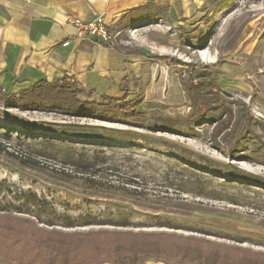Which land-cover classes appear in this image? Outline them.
<instances>
[{"label": "rangeland", "instance_id": "obj_1", "mask_svg": "<svg viewBox=\"0 0 264 264\" xmlns=\"http://www.w3.org/2000/svg\"><path fill=\"white\" fill-rule=\"evenodd\" d=\"M221 1L109 26L137 73L122 96L78 95L131 100L177 128L0 101V263L129 264L121 248L135 246L152 248L135 264H264V0ZM196 72L215 78L228 113L187 131L182 119L203 111L185 91ZM246 130L263 137L258 153L232 155Z\"/></svg>", "mask_w": 264, "mask_h": 264}, {"label": "crops", "instance_id": "obj_2", "mask_svg": "<svg viewBox=\"0 0 264 264\" xmlns=\"http://www.w3.org/2000/svg\"><path fill=\"white\" fill-rule=\"evenodd\" d=\"M204 1L0 0V86L14 93L41 79L53 82L68 75L96 101L122 96L130 73H137V58L112 44L75 40L77 28L69 18L90 21L102 16L110 29L121 28L115 27L119 19L154 4L162 18L166 8L165 15L175 22L190 18ZM146 264L176 263L149 259Z\"/></svg>", "mask_w": 264, "mask_h": 264}, {"label": "trees", "instance_id": "obj_3", "mask_svg": "<svg viewBox=\"0 0 264 264\" xmlns=\"http://www.w3.org/2000/svg\"><path fill=\"white\" fill-rule=\"evenodd\" d=\"M227 1L232 3V0H222L218 6L220 7ZM157 17H161L157 6L154 4H147L144 7L135 10V12L127 18L122 17L119 19L115 23V27L127 28L134 25L138 21ZM107 44L109 45L111 42H108ZM203 82L204 86H202ZM184 85L189 98L194 100V102L198 104L201 109H203L202 112L198 113L197 116H193L192 119L190 116L182 119L181 123L187 126V131H189V128L194 130V124L202 119H207L208 121L216 119L219 122L223 119L222 116L228 113L225 108V102H222L219 96V86H217L215 78L203 77L200 74L198 75L196 72L195 75L186 78ZM203 89H208V92L210 93L209 98L203 95ZM80 92H82V90L79 83L73 77L66 75L53 82L48 81L45 78L41 79L29 87L14 93H9L5 91L2 86H0V101L6 105L23 110H53L77 116L101 118L112 121L131 120L132 123L144 120L145 124L156 127H168L169 129H174L176 127V125H174L175 127H170L163 121H152L148 120V118H139V116H142V112L139 108H137L134 101L125 99L120 100L119 98H107L105 103L100 104L92 100L79 98L78 95ZM192 115L194 114L192 113ZM255 126L264 128L260 122H255ZM169 129L167 131H170ZM179 130H182V128ZM262 139L263 137L258 135L256 132H251L250 130L242 132L240 138L238 139V145H235V151L232 155L239 156V152L242 151L243 147H248V145H250V152L247 153L249 155H256L255 153H258V151L255 150L254 147H256L258 141H260L259 143H262ZM261 155H263L264 158V153H261ZM11 229V227H8L9 231H11ZM60 248L61 246L57 244L53 249V253H58ZM121 249L122 251H127L131 255L129 264H135L138 262L137 254L139 252L146 254L152 253V248H143L140 251L137 250L135 246H123ZM65 250H67V248H65ZM117 251H119V246ZM154 251L161 252L162 249L155 248ZM57 253L55 255H57ZM163 253H165V249H163ZM55 255L53 256L52 262L56 260ZM202 257V255L199 256V258ZM70 261L71 260L64 263L62 262L61 264H69ZM205 262L206 264L210 262L209 255L205 256Z\"/></svg>", "mask_w": 264, "mask_h": 264}, {"label": "built area", "instance_id": "obj_4", "mask_svg": "<svg viewBox=\"0 0 264 264\" xmlns=\"http://www.w3.org/2000/svg\"><path fill=\"white\" fill-rule=\"evenodd\" d=\"M77 28L75 40H93L98 44H107L112 36L108 24L102 16H97L90 21H83L79 18H69Z\"/></svg>", "mask_w": 264, "mask_h": 264}]
</instances>
